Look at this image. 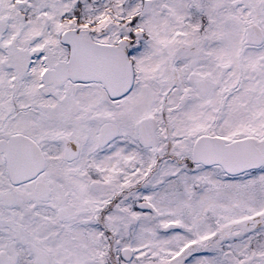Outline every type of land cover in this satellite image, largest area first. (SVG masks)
I'll list each match as a JSON object with an SVG mask.
<instances>
[{
  "label": "snow or ice",
  "instance_id": "snow-or-ice-1",
  "mask_svg": "<svg viewBox=\"0 0 264 264\" xmlns=\"http://www.w3.org/2000/svg\"><path fill=\"white\" fill-rule=\"evenodd\" d=\"M0 264H264V0H0Z\"/></svg>",
  "mask_w": 264,
  "mask_h": 264
}]
</instances>
